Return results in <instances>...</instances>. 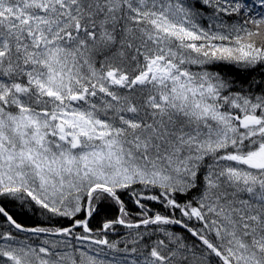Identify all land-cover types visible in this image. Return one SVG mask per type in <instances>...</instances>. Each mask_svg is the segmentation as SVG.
Listing matches in <instances>:
<instances>
[{
	"label": "snow or ice",
	"instance_id": "6c2138e0",
	"mask_svg": "<svg viewBox=\"0 0 264 264\" xmlns=\"http://www.w3.org/2000/svg\"><path fill=\"white\" fill-rule=\"evenodd\" d=\"M0 264H264V0H0Z\"/></svg>",
	"mask_w": 264,
	"mask_h": 264
}]
</instances>
